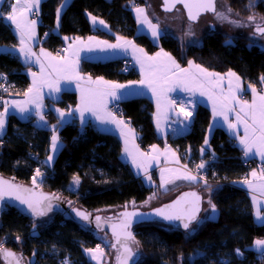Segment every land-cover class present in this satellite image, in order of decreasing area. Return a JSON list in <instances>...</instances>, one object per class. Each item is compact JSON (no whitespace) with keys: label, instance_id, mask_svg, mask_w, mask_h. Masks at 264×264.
<instances>
[{"label":"trees","instance_id":"trees-1","mask_svg":"<svg viewBox=\"0 0 264 264\" xmlns=\"http://www.w3.org/2000/svg\"><path fill=\"white\" fill-rule=\"evenodd\" d=\"M157 1L163 12L162 2ZM225 1L233 12L244 18L264 17V0ZM63 2L44 0L35 17L39 20L41 46L53 54L61 53L68 38L96 34L113 40L115 36H122L133 39L149 53L163 49L182 66L192 61L219 74L234 72L246 84L264 90V80L261 79L264 77V49L245 37L239 36L230 42L213 25V30L199 46L186 48L166 32L162 34L160 44L155 45L148 36L137 32L133 15V9L144 6L145 0H71L58 19ZM250 2L253 7L249 6ZM9 3L11 0L4 5V13L10 11ZM89 16L104 20L112 33L95 31ZM16 43L10 26L2 19L0 44ZM25 68L17 57L0 59V73L8 74L16 94L29 88ZM81 71L94 78L118 82H130L139 77L134 68L121 60L84 61ZM76 103L77 95L73 92L63 93L55 102L63 108ZM120 104L124 111L123 119L136 131L143 150L170 143L182 155L184 164L193 167L194 161H204L203 169L208 180L198 181L193 186L183 185L181 189L210 190V201L218 212L217 218H207L191 233L160 223L136 227L133 248L141 255L136 264H264L255 244L256 240H264V225L254 222L250 198L238 186L246 171L241 161L242 151L235 142L230 143L229 136L221 130L214 133L208 150L204 149L210 111L199 106L187 134L164 140L155 130V107L151 100L132 98ZM55 121L50 118V123ZM52 134L50 129L37 127L34 120L21 121L11 116L7 130L0 136V174L16 182L33 185L32 177L49 153ZM59 134L64 147L53 168L42 165L43 179L38 186L60 195L64 201L95 214L103 209H121L126 205L140 207L152 195L164 198V203L178 194L171 196L174 190L164 192L137 178L130 165L122 159L124 145L115 134L102 132L93 125L82 129L76 123L63 126ZM74 177L78 178V183ZM106 237L111 239L105 232L67 221L59 214L33 218L7 207L0 216V243L7 240L6 247L20 254L26 264H65L66 259L69 264H93L85 250L100 247L106 255L111 254L112 243L107 244ZM237 250H240L239 255ZM0 264H3L1 258Z\"/></svg>","mask_w":264,"mask_h":264},{"label":"crops","instance_id":"crops-1","mask_svg":"<svg viewBox=\"0 0 264 264\" xmlns=\"http://www.w3.org/2000/svg\"><path fill=\"white\" fill-rule=\"evenodd\" d=\"M43 1L44 0H40L39 4L37 5L35 0H20V2L16 4L17 19L21 25L20 29H17L16 25L12 24L11 21H8L4 17H0V21L3 19V22L10 26L14 36L17 39V43L15 45L0 44V59L17 57L18 60L26 67L24 71L29 79V88L33 89L32 92H28V88L25 92L16 94L11 88L9 101L5 107L8 109V112L5 114V127L3 134L7 130L8 122L11 116H15L21 121L34 120V124L37 127L50 129L53 133L52 136L55 135L58 138V150L55 152L53 151L51 138L49 153L44 159V166L46 168L50 169L54 167L56 159L64 147V143L59 134L60 129L67 124L76 123L82 129L89 125H93L102 132L112 133L118 136L124 145L122 159L130 165L136 177L142 179L143 182L149 187H159L164 192L174 190L171 196H175L177 193H180L179 191H185L181 189V186H193L198 183V179L191 181L177 178L183 176L184 174L192 176L194 175L192 174V167L184 164L183 157L176 148H174L170 143H167L164 146L153 145L148 151L143 150L137 140L136 131L123 118H116L117 120L124 121V124L118 128L116 124L112 123L101 124L98 120H96L95 116L91 112H85V122L82 124L80 112L76 111L77 108L83 107L81 103L82 95L94 96L95 93L99 91H103L105 93L115 92L117 95L122 97L121 99H113L111 95L105 94L103 97L105 108L101 115H105L108 112L112 113V105L115 103H121L122 101L128 99L147 98L151 100L155 107V130L158 136L164 140H166L168 137L177 138L187 134L194 124L198 107L203 106L207 108L211 114L210 125L206 133L207 144L204 145V148L207 149L210 147V140L214 133L217 130H221L230 138H232L236 146L244 152V147L240 143V138L244 136L245 128L244 124L237 120V114L240 115L242 120L245 119L244 113L240 112L242 102L247 101L248 104L251 105L255 100L258 107L261 103L259 101V96L264 95V90H258L252 85L250 88V84H246L244 80L236 73L235 76H229L228 74L230 72L226 74L218 73V76L207 78L212 81H219V83L207 85L205 88V95H201L199 90L190 92L180 88L164 92L160 96V107L158 110L157 97L153 96L152 91L149 88L141 86L138 83L142 79L146 80L149 78L147 76L149 71L147 65L150 63L154 64L156 66L157 75H162L163 72L168 68H172L174 70L173 66L171 65V61L168 58L170 56L176 61L177 64H179L181 68L189 69L190 73L196 74L200 78H204L202 74L199 73V69L194 67V65L200 64L193 62V67L191 68H189V63L185 66H182L171 53L163 49H160L155 53H149L145 48L138 45L133 39L115 36V38L111 40L96 34L85 38H68L61 53L53 54L41 46L39 20L33 16L34 11L40 10ZM70 1L71 0H64L59 9L58 19L67 8ZM7 2L8 0L0 2V12H3V7ZM11 3L15 4L16 0H11ZM136 8H143L144 15H146L153 24L158 25L160 38L164 32L169 33L178 39L180 44L186 48L190 46L201 45L204 37L210 32V29L213 30V25H215L213 22L205 21L203 23L205 28H202L201 31L191 30V33L188 31L187 25H183V31H181V34H176L173 32V30H165V26L162 23L164 22L163 18H160V20L158 18L156 20L153 19V15H151V13L149 14L150 11L148 10L146 4L141 7H135L133 9V15L137 23V32L139 34L148 36L155 45L160 44V38L158 40L153 38L148 25L141 23L143 16H141L140 20L137 19V13L135 11ZM224 11L231 20H235L243 26H236L232 23L223 21V24L215 25L218 32L225 35L230 42H232V40L236 37L242 36L264 49V34L258 31V27L264 28V17L253 16L250 20L249 18H244L233 12L228 5H226ZM21 12H23V15H20ZM91 17L94 16H89V20L95 31H102L109 34L112 33L108 23L103 20L104 24L101 25L99 21L102 19L97 18L94 24ZM32 20L36 21L35 25H31L29 23ZM183 23H185V21ZM105 25L107 27H105ZM26 27L34 29V35L32 36L31 40H29L28 36L25 35L24 43L22 44L21 31ZM177 35H181V38L179 39ZM89 37H94L95 39L89 40ZM117 37H120L121 39H117ZM98 41H108L109 44H117L122 47H118L115 50L106 49V46L98 44ZM128 41H131V43H127ZM89 46L92 49L91 51L89 50ZM21 48H24L26 52H28L30 49L27 57L21 54ZM101 48H105L106 50L101 51ZM41 49H43V52H41ZM140 49H143V52H141ZM158 52H160L161 55L157 57L156 54ZM163 53H167L168 56L163 55ZM145 54L147 57H155V61H147ZM137 57L143 58L145 60V73L143 75L141 73V66L137 63ZM26 60L28 62H26ZM37 60H39V63H37ZM113 60L125 61L126 66L134 68L139 77L137 80L130 82L137 83L124 89H114L111 87V85H129L130 82L111 81L104 78L101 79V77L94 78L83 74L81 71V66L84 61L109 62ZM66 64L67 67H65ZM42 66L43 71L41 70ZM73 67L75 68V72L72 71ZM200 67L206 69L210 73H217L208 70L202 65H200ZM62 68H64V70H61ZM33 73H35V75H33ZM236 77H239V80H237ZM33 81H35V83H33ZM104 81L109 83L105 84ZM56 87L60 88L59 92L54 90ZM252 88H255V92L252 91ZM26 92L28 93L27 95H25ZM65 92H73L77 95V103L70 108H63L55 104V102L58 101ZM159 92L160 89H158V93ZM233 94H235V100L231 99ZM225 97H227V99H225ZM214 104L216 106L217 112H225L228 117L227 122H225L224 115H213ZM18 105L26 107L30 111L20 113ZM37 105L41 106L39 110L41 114L44 115L43 121L40 120L39 116L35 115ZM5 108L0 113H3ZM228 108H234L235 110L228 111ZM56 109H59L60 111L58 112ZM181 109H183V111ZM246 111L251 112L252 109L246 108ZM60 112L65 113L63 120L60 119ZM185 112H191L192 115L190 117H186L184 114ZM50 118H53L56 121L54 123H50ZM228 123L235 124L236 128L230 129L228 127ZM248 123L251 124V120H248ZM158 124L159 127L157 126ZM121 130L124 131L123 136L120 134ZM256 135H259L258 125ZM249 136L250 138L252 137L251 128H249ZM258 144L259 141L253 145L252 151L249 153L248 157L253 160L260 161L264 165V157L257 154ZM125 148H127V151H125ZM129 153H131V155H129ZM50 155L53 157L51 161L48 160ZM133 159L136 161L135 164H133ZM253 172H255V176L252 175ZM247 181L250 182L251 186L244 182L239 183L238 186L243 189L250 198L253 208L254 222L258 225H264V173H261L256 169H252L250 172V177L247 179ZM197 190L203 191L202 196H204L203 194L205 191H208L210 194L209 199L211 198L210 190L204 191L200 188ZM156 198L158 199L160 197L156 195ZM253 198H255V200ZM159 205H161V203L156 206ZM258 210L260 212L261 219L257 218ZM203 212L204 206L202 214ZM207 217H210V215ZM85 254L88 259L93 264H95L92 257L98 256L99 253L91 255V252L85 250Z\"/></svg>","mask_w":264,"mask_h":264},{"label":"snow or ice","instance_id":"snow-or-ice-1","mask_svg":"<svg viewBox=\"0 0 264 264\" xmlns=\"http://www.w3.org/2000/svg\"><path fill=\"white\" fill-rule=\"evenodd\" d=\"M0 2H4V0H0ZM20 2V0H16L15 4L9 3V7H10V11L7 13L4 12H0V17H4L6 18L8 21H11L12 24H15L17 29L21 28V25L17 19V8H16V4H18ZM40 2V0H35V3L38 5ZM181 2V0H165V11H171L172 8L175 6L176 3ZM184 6L186 8L189 7V4L187 2H185ZM201 6H202V10H208V11H213L216 12L217 14V18L220 19L221 21H226L229 23H232L236 26H243L240 25L237 21L235 20H231L229 18L228 15H226L223 12H217L216 8L214 6V0H201ZM250 7H253L254 5L250 2ZM136 13H137V19L140 20L141 16H143V20L141 21V23H145L148 25V28L151 30V34L152 37L155 39H159L160 38V32L158 31V25L157 24H153L146 15H144V9L143 8H136L135 9ZM20 15H23V12L20 13ZM93 23L95 24L96 22V17H91ZM189 19L190 20H195L196 16L192 15L191 10L189 9ZM249 19L251 20L252 17H249ZM31 25H35L36 21L32 20L29 22ZM99 23L101 25L104 24L103 20H100ZM105 27H107L105 25ZM258 31H260L262 34H264V28H260L258 27ZM189 33H191V27H189ZM27 35L28 39L31 40L32 36L34 35V29L32 28H25L24 30L21 31V43H24V36ZM94 37H89V40H94ZM117 39H121L120 37H117ZM98 44H102L106 46V49H117L118 47H122L120 45L117 44H109L108 41H98ZM127 43H131V41H128ZM105 48H101V51L106 50ZM89 50L91 51V47L89 46ZM126 50V49H125ZM141 52H143V49H140ZM21 54L25 55L26 57L28 56L30 49L28 50V52L25 51L24 48L20 49ZM41 52H43V49H41ZM45 55H50V54H45ZM161 53L158 52L156 54V56H160ZM163 55L168 56L167 53H163ZM146 56V54H145ZM169 60L171 61V65L173 66L174 70L172 68H168L166 69L162 75H157V70H156V66L154 64H148L147 67L149 69L147 76L149 77L148 79L144 80L142 79L141 81H139L138 83L141 86H145L147 88H149L152 91L153 96L157 97V108L159 110L160 107V96L167 91H171L173 89L176 88H180L182 90H187L190 92H195L196 90L200 91L201 95H205V88L207 87V85L209 84H218L219 81H212L207 79L208 77H212V76H218V73H210L208 72L206 69L201 68L200 65H194L195 68L199 69V73L202 74V76L204 78H200L198 77L196 74L190 73L189 69H185V68H181L179 66V64L176 63L175 60H173L170 56L168 57ZM137 63L140 64L141 66V73L142 75L145 73V60L143 58L137 57ZM147 61H155V57H147L146 56ZM26 62H28L26 60ZM37 63H39V60H37ZM65 67H67V64L65 65ZM193 67V62L189 61V68ZM41 70L43 71V66L41 67ZM61 70H64V68H62ZM72 71L75 72V68H72ZM33 75H35V73H33ZM78 75V74H77ZM229 76H235V73H229ZM71 78V77H68ZM102 79V78H101ZM237 80H239V77H236ZM262 80H264V77L261 78ZM33 83H35V81H33ZM105 84H108L109 82L104 81ZM137 82H130L129 85H122V84H113L111 85L112 88H119V89H124L127 87H131L133 84H135ZM231 84V82H230ZM251 88V85L249 86ZM158 89H160V92L158 93ZM54 90L56 92L60 91V88L56 87L54 88ZM33 89L29 88L28 92H32ZM252 91L255 92V88H252ZM28 93L26 92L25 95H27ZM105 94L111 95L113 97V99H121L122 97L120 95H117L115 92H110V93H105L103 91H99L96 92L94 96H85L82 95L81 98V103L83 105V107L81 108H77L76 111L80 112V117H81V123L83 124L85 122V117H84V113L85 112H91L96 120H98L101 124H108V123H112V124H116L117 127L119 128L121 125L124 124L123 120H117L115 116L112 115V113L108 112L105 115H101L102 112H104V108H105V104H104V100L103 97ZM211 98V97H209ZM166 99V97H165ZM225 99H227V97H225ZM231 99L235 100V94L232 95ZM259 101L261 102L260 105L257 107L256 105V101L254 100L252 102L251 105L248 104L247 101H243L242 102V107L240 108V112L244 113V117L245 119H241L240 115L237 114V120L241 123L244 124V128H245V134L243 137L240 138V143L241 145H243L244 147V153L245 156L247 157L249 155V153H251L252 151V147L254 144L257 143V141H259V144L257 146V154L261 155L262 157H264V95H260L259 96ZM5 104H7V102H5ZM40 105H37V110L35 112V115L40 117V120L43 121L44 120V115L41 114L40 112ZM246 108L252 109L251 112L246 111ZM18 109L20 113H25V112H29L30 110L26 107L23 106H19L18 105ZM183 111V109H181ZM234 108H228V111H234ZM56 111H60L59 109H56ZM8 112V109L5 108L3 113H0V135L3 134V130L5 127V114ZM71 114V113H69ZM186 117H190L192 115L191 112H185L184 113ZM213 115H224V119L225 122L228 121V117L225 114L224 111H220L217 112L216 106L214 104L213 106ZM65 116L64 112H60V119L63 120ZM259 117V118H258ZM248 120H251V124L248 123ZM257 125H258V129H259V135H256L257 132ZM159 127V124L157 125ZM228 127L230 129H235L236 125L233 123H228ZM249 128L252 129V137L250 138L249 136ZM122 136L124 135V131L121 130L120 133ZM57 136L53 135L52 136V149L55 152L56 150H58V144H57ZM205 144H207V140H205ZM125 151H127V148H125ZM201 151L203 152L204 149H201ZM129 155H131V153H129ZM53 159V157L50 155L48 157V160L51 161ZM136 161L135 159H133V164H135ZM199 168H203L204 167V163L201 162L200 165H198ZM37 176L41 175L40 170L37 169L36 171ZM253 176H255V172L252 173ZM177 178H181V179H186V180H191V181H195L197 178L195 176L192 175H188V174H184L181 177H177ZM74 181L76 183H78V178L74 177ZM33 182L35 183V177L33 178ZM7 182H3L0 181V199H3V197L5 195L8 196H13L15 195L16 199L20 200L21 204H27L28 208L32 211L33 215L36 216H43L46 214V212L50 209L51 205H47L44 208H40L39 207V202H36V204H34L30 199H25L19 195H16L17 192L21 191V189H19V186H14L11 184H7V187H4V185ZM244 183L249 184V186H251L250 182L245 180ZM23 191H27L30 192V189H23ZM186 195H190L196 198V203L192 206V207H186V208H176L175 205H168L167 208L170 209L171 211L165 212V209H157L156 210V215L157 216H162L164 220L167 221H180L183 225V228L185 230H189V233L191 232H195L196 228L193 227L190 229V224L193 221H197V226L199 225L200 221L197 220V216L196 213L200 211L199 208V200L200 197L196 195V193H187ZM45 199H47V197H45ZM255 200V198H253ZM180 203V201H176V204L178 205ZM209 204L210 207L212 209V212L215 213L216 211V206L214 204L211 203V201L209 200ZM78 216H80L83 220H88L89 217L87 215H85L82 212H77L76 213ZM128 216H132V215H137L136 213H130V214H125ZM205 218H209V217H205ZM257 218L261 219L260 217V212L259 210L257 211ZM96 220L99 221L100 217L97 216ZM131 223V221H128L124 224V227H128V225ZM124 235L126 237H131V233H124ZM134 239V238H133ZM255 244L257 246V251H260L262 254V258H264V240H256ZM3 249H0V252H2ZM86 251L88 252H97L100 251L99 248L97 249H87ZM125 252L128 253L127 256L124 257V260L127 261V259H129L132 255V249L127 247L125 245ZM237 254H240V250H237ZM7 255H14L12 253H7ZM93 259H95V256L92 257ZM66 264V262H65ZM224 264H227V262H224Z\"/></svg>","mask_w":264,"mask_h":264},{"label":"water","instance_id":"water-1","mask_svg":"<svg viewBox=\"0 0 264 264\" xmlns=\"http://www.w3.org/2000/svg\"><path fill=\"white\" fill-rule=\"evenodd\" d=\"M162 2V10L164 13H173L178 7H181L184 10L185 16L189 22L197 23L200 19L207 14H214L216 12L202 10L201 0H181V2L176 3L171 11H165V0H160ZM185 2L189 4V7L186 8L184 6ZM217 2L218 0H214V6L217 11ZM189 9L191 10L192 15L196 16L195 20L189 19ZM0 181L7 182L4 187H7V184H11L14 186H19L21 191L17 192L16 195H19L25 199H30L34 204L39 202V207L44 208L47 205H51L50 209L43 216L33 215L32 211L28 208L27 204H21L19 199L15 198V195L8 196L5 195L3 199H0V216L2 215L5 208H14L22 215H27L33 218L45 217L49 214H59L65 220L74 222L78 225L94 228L100 232L107 233L112 239L111 249L116 253L115 256V264H136L141 255L137 253L133 248V243L136 242V234L135 228L148 223H160L174 229H180L184 232L189 231L183 228V225L180 221H167L164 220L162 216L156 215L157 209H165V212L171 211L167 208L168 205H175L176 208H186L192 207L196 203V198L190 195H186L187 193H196L197 196L200 197L199 200V208L200 211L196 213L197 220H199L202 211H203V196L197 189H188L180 192L172 199L162 203L159 206L144 209L141 207H129L124 206V208L113 209L109 211H104L100 213H93L91 211H86L79 207L72 205L68 201H64L60 195L55 193H50L45 191L41 187H37L36 185H28L20 182H16L12 179L6 178L0 174ZM23 189H30V192L23 191ZM47 197V199H45ZM176 201H180L177 205ZM82 212L89 217L88 220H83L76 213ZM136 213L137 215L128 216L125 214ZM99 216L100 220L97 221L96 217ZM128 221L131 223L128 227H124V224ZM197 221H193L190 224V229L193 225H195ZM131 233V237H126L124 233ZM134 238V239H133ZM125 245L132 249V255L127 261L124 260V257L128 255L125 252ZM0 249H3L0 252V258L3 264H26L20 254H18L14 249L8 248L0 243ZM7 253H12L14 255H7ZM112 264H114V257Z\"/></svg>","mask_w":264,"mask_h":264},{"label":"rangeland","instance_id":"rangeland-1","mask_svg":"<svg viewBox=\"0 0 264 264\" xmlns=\"http://www.w3.org/2000/svg\"><path fill=\"white\" fill-rule=\"evenodd\" d=\"M145 4H146L148 10L150 11L149 14L151 13V15H153V19L156 20L158 18L160 20V18H163V21L164 22H162V23L165 26V30L166 31L173 30V32L176 33V34H181V31H183V25H187L188 31H189V27H191V30L201 31L202 28H205L203 26V23L205 21L213 22V23H215V25H221V24H223V21H221L220 19L217 18V14L216 13H214V14H207V15L203 16L200 19L199 22L192 23V22H189L187 20V18L185 16V13H184V10L181 7H178L175 10V12L168 14V13H164V12L161 11L160 4H159V2L157 0H145ZM226 5H228V4H227V2L225 0H218L217 12H223V13H225L224 9H225ZM136 7H141V6H136ZM33 16H34V13H33ZM184 21H185V23H183ZM185 30H186V28H185ZM211 31L212 30L210 29V32ZM180 36L181 35H177V37L179 39L181 38ZM42 179H43V175L37 176V178H35V183L32 180L33 185H36L37 187H39L38 185L40 184V182L42 181ZM203 195H204L203 196L204 212H203V214L200 216V218L198 220V221H200V223L202 221H204L206 219L205 217H207L209 215H210V218H217V216H218V212L215 211V213H213L212 212V209L210 207V204H209L210 194H209V192L208 191L207 192L205 191ZM164 200H165L164 198H158L157 199L156 198V195H152L144 203H142L140 205V207H142L144 209H149V208H152V207H154V206L162 203ZM114 209H118V208H114ZM109 210H113V209H103V210H100L98 213L104 212V211H109ZM198 226H197V223H196L195 225L192 226V228L193 227L197 228ZM105 241H106L107 244L112 243L111 239L110 238H107V237L105 238ZM97 248H99L100 251L91 252V255L99 253L98 256H96L95 259H93L94 260V263L95 264H112L113 257H114V253H113L114 251L111 254L110 253H107V255H106L105 254V251L103 249H101L100 247H97ZM97 248H95V249H97ZM65 262H66V264H69L70 263V261L68 259H66Z\"/></svg>","mask_w":264,"mask_h":264},{"label":"built area","instance_id":"built-area-1","mask_svg":"<svg viewBox=\"0 0 264 264\" xmlns=\"http://www.w3.org/2000/svg\"><path fill=\"white\" fill-rule=\"evenodd\" d=\"M37 15H38V11H35L34 17H36ZM126 73H127V71H126ZM10 94H11L10 77L8 76V74L2 72V73H0V112L8 104ZM5 102H7V104H5ZM111 112H112V115L115 116L116 118H123L124 111H123V108H122L120 103H115L114 105H112ZM228 141L230 143L234 142V140L230 137H229ZM204 149L208 150V148L207 149L204 148ZM205 150H204V152H205ZM202 156H203V153H202ZM240 156H241V161H242L244 167L246 168V171L243 173V175L241 177V182H244L245 180L249 179L250 172L252 169H256V170H259L261 173H264V165L262 162L253 160V159L249 158L248 156L246 157L245 153L243 151L241 152ZM210 159H211V161H214L213 156H210ZM201 162L204 163V161H201ZM201 162H199V161L195 162L194 161L193 167L191 169H192V173L198 178V180L200 182H206L208 180L207 179V172L203 168L198 167V165H200ZM40 164H41V166L38 167L37 169H39L41 175H43L44 170L42 169V165H44V162L41 161ZM37 169H36V171H37ZM36 171L32 177V180L34 177L37 178ZM7 244H8V241L4 239L2 241V245L7 246Z\"/></svg>","mask_w":264,"mask_h":264}]
</instances>
